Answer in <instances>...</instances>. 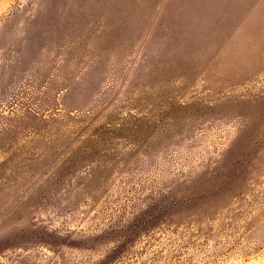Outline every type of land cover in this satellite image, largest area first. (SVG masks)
I'll return each instance as SVG.
<instances>
[{"label":"rangeland","instance_id":"1","mask_svg":"<svg viewBox=\"0 0 264 264\" xmlns=\"http://www.w3.org/2000/svg\"><path fill=\"white\" fill-rule=\"evenodd\" d=\"M0 264H264V0H0Z\"/></svg>","mask_w":264,"mask_h":264}]
</instances>
